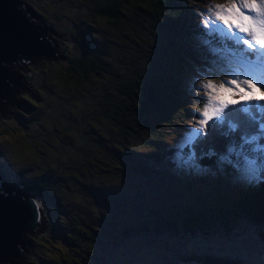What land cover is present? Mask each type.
<instances>
[{"label": "trees", "instance_id": "16d2710c", "mask_svg": "<svg viewBox=\"0 0 264 264\" xmlns=\"http://www.w3.org/2000/svg\"><path fill=\"white\" fill-rule=\"evenodd\" d=\"M20 1L26 4V9L33 10L30 4H34L31 2L34 0ZM72 1L78 7L74 17L73 14H67L69 12L67 6L73 4L72 2L66 5L61 2L60 6H55L54 10L61 16L60 18L50 11L51 17H54L60 25V20L63 21V16L67 14L62 27L56 25L57 27L53 28L61 32L65 38L63 47L56 44L59 49L58 56L37 59L32 63L33 65H24L23 70L19 69V73L18 69L14 68L27 87L33 82L35 92L32 95L36 98L27 97L33 102H39L44 110L52 113L61 111L68 113L64 121L66 135L61 142L64 146L67 144L75 146L77 154L69 160L79 167L92 173H98L97 170L102 171L105 167L118 179V184H121L122 179H126L125 176H130L133 171L155 173V175L159 172L158 175L163 176L164 180L170 175L180 180V183H167L168 189L165 191L172 190L173 194L178 193L176 201L184 197L188 198V202H185L179 211L172 210L165 214L162 212L157 215L153 209L145 207L147 213H153L154 216L147 220L137 218V223H129L131 228L125 226L127 229L124 230V236L122 235V244L127 241V244L136 247L139 240L144 243L149 242L146 246L156 249L152 250L156 251L153 264H173V262L264 264V255L256 256V251L252 250V243L243 238L240 241L238 237V241L236 240V234L239 233L238 225L242 226L244 221L248 222L249 229L257 233L264 228V179L261 181V187L255 188L251 184L250 190L241 194L234 184L228 183L234 172H238L237 164L241 162L239 155L229 153V146L235 145L238 149L243 131L252 130L242 128L236 133L229 134L228 125L225 123L215 128L207 127L201 133V138L190 147L185 146L180 150L173 146L167 148L162 144L164 138L170 136L178 139L176 143L185 141L192 130L200 129L201 125L198 121L204 119L201 112L208 99L207 89L200 85L202 74L199 70L205 66L201 60L205 58L207 61H213L215 63L213 69L216 70L218 68L216 64L225 57L223 52L213 51L217 48L215 41L210 44L204 42L211 39L206 36V29L202 23L205 18L201 7L198 6L204 5V0ZM232 4L233 2H230L227 8ZM207 9L209 10V7ZM137 14L143 16L140 21L136 18ZM91 22L106 23L108 29L106 31L98 29V26ZM158 37L163 43L158 45L152 43ZM155 45L162 49L152 48ZM201 50L205 52L201 53ZM215 54H219L216 60L213 58ZM62 56L66 58L65 61L60 60ZM43 59L57 64L43 67L42 72H33L32 68L38 67ZM222 69L218 68L217 73L209 74L215 77L212 81L218 88L221 81L230 78L221 72ZM28 70L29 74H27ZM185 71L190 73L188 78L183 74ZM191 73L196 75L193 79ZM185 79H189L193 89L185 88L183 84ZM197 80L199 87L196 85ZM103 84L105 86H102ZM232 87L238 96L243 94L235 85ZM244 87L246 91H255L247 85ZM57 88H60L64 95L73 94L82 98H91L90 105H86L91 113L83 114L80 122L75 125L78 128L76 131L69 123L77 119L75 114L50 101L45 105V99ZM223 96L226 98V94ZM238 99L239 97L236 100ZM193 100L194 105L191 103ZM5 101L9 103L7 99ZM232 107L229 105V108ZM234 107L238 108L239 105ZM225 112H228V109H225ZM228 119L238 120L239 115L233 112ZM211 123L212 121H209V124ZM149 145L152 146V150L148 153L139 149ZM112 149L118 155L117 159L103 155L104 151ZM193 155L194 159L190 160L189 157ZM174 156L177 161L173 160ZM183 156L186 161L180 163ZM232 160H235L234 163ZM67 167L72 166L68 163ZM0 170L9 191L24 197L28 194L46 197L48 201L56 203V205L53 203L56 208H63L64 214L58 212L57 216L64 215L68 221L65 225H73L72 229H64L60 226L64 230L68 245V250H64L66 257L61 246L58 245L61 244L60 237L57 239L59 243L54 248L58 256L57 261L62 260L63 264H68V259L72 261L73 255L70 251L73 254L75 251L82 253L87 246L90 252L85 251L89 252V256L97 254L98 251L101 256L103 248L100 247V236L110 240L108 238L110 231L107 232L106 229L111 228L116 233L118 230L115 228L123 225L120 224L124 222L123 219L112 223L110 220L106 221L108 227L100 225V221L93 220L95 231L99 235L91 238L83 228L84 223L75 217L76 204L74 200L69 199L70 192H63L61 198L54 197L51 194L53 185L51 182L47 183L48 178L42 177H34L28 187H21L9 182L3 175L2 169ZM27 171L22 169L19 174H25ZM263 174L264 171L261 172V176ZM181 179H185V183H182ZM220 180L226 182L221 190L212 183ZM19 187L26 191L23 192ZM109 192L116 196L122 193L115 189L104 190L98 196L99 201L101 202V195H106L107 200ZM123 193H127L130 199L135 198L132 190H123ZM66 196L70 201L64 198ZM138 197L144 199L141 195ZM172 200L169 199L170 202ZM218 224L220 229L216 228ZM86 226L90 227V224ZM222 227H228L229 236L233 235V241L243 247L241 253L232 249L225 251L224 247L208 243L212 236H217L216 234L219 235V239L224 238V232L220 231ZM145 235L151 238L147 239ZM251 244L252 247L248 248ZM262 247L264 245L261 242L260 248ZM177 248L178 254L175 253ZM166 249L169 253H166ZM171 254L175 255L176 259L170 261ZM92 260L88 258L87 261L92 262ZM57 261L55 264H58ZM23 262L22 259L20 264Z\"/></svg>", "mask_w": 264, "mask_h": 264}, {"label": "rangeland", "instance_id": "374dc122", "mask_svg": "<svg viewBox=\"0 0 264 264\" xmlns=\"http://www.w3.org/2000/svg\"><path fill=\"white\" fill-rule=\"evenodd\" d=\"M59 1L60 0L31 1L34 4H30V6H33V12L36 14L35 18L31 16V20L51 29L53 32L49 30L48 33L55 39V42L59 47H63V41L65 39L64 35L59 31H55L53 28L57 27L56 25L61 28L63 21H65V16L67 14H73L74 17L75 13L77 12L76 10H78V7H76L75 3L72 0H62L61 2L64 3L63 5H66L70 2H72L73 4L67 6L69 7V12H67V14L63 16V21L60 20V25L58 24L59 22L54 17H51L50 14L51 11L54 12V16L59 18L61 17L60 15L56 14L57 12L54 10L55 6H60L61 2ZM203 2L204 5L198 6L201 7V11H203V17L205 18V13H207L208 11L207 7L215 8L219 5L227 8L229 7L228 4L230 2H233V0H204ZM236 2L241 3L242 0H236ZM142 17L143 16L139 14H137L136 16L139 21L142 19ZM92 24L96 25V27L98 26V29H103L104 31L108 29L106 23L93 22ZM152 43H157L158 45L160 43H163V40H159L158 37V39L152 41ZM157 45L152 46V48L156 47ZM216 47L219 48L220 45L217 44ZM156 48L158 50L162 49L161 47ZM202 52H205V50H201V53ZM224 54L225 56L227 55V53ZM218 56L219 54H215V56L213 57L215 58L214 60H216ZM60 60L65 61L66 58L62 56ZM205 60V58H202L201 61L205 66H202L204 68H200L199 70V72L202 74L201 81H214L215 77L209 74L217 73L218 68H223L221 72L225 73L224 69L227 68V62L225 59H223V61H219L216 64L218 67H215L217 68L216 70L213 69L215 64L213 63V61ZM33 62L26 64V66L31 65ZM35 64H37V62ZM50 64L56 66L57 63L52 62L51 60L49 61L48 59H43L41 61V64L38 67H33L32 70L33 72H40L43 67L45 68ZM208 66L211 68H209ZM12 67L13 69H18V73L20 72L19 69H22L18 68L17 65H12ZM29 73L30 71L28 70L27 74ZM183 74L186 75L187 78L190 75V73L186 71L183 72ZM194 76L196 75L191 73V79H193ZM196 82L198 83L196 84L198 86L199 81L197 80ZM183 84L186 86L185 88L193 89L189 83V79H185ZM102 86H105V84H103ZM216 88L219 89L218 87ZM208 91L209 90H207V92ZM34 92L35 89L32 82L25 90H20L15 96L16 100L21 102L22 104L19 107L10 106L12 112L10 118H5L0 113V169H2V171L4 172L3 175L6 176L9 182L17 184L21 187H28L30 185V180H32V178L34 177H42L43 179L48 178L47 183L51 182L54 187V189L51 190V194L54 197L56 196L61 198V194H63V192H70L71 195L69 199L72 201L74 200L76 204V206H74L75 217L80 222L84 223L83 228L85 229L86 234L91 238H95L97 235H99L98 232L95 231L96 228L92 223L93 220H95L96 222L100 221L99 224L106 227H108L106 221L108 222L110 220V223H112L113 221L122 219L124 220V222L120 223L123 224L120 225L121 227L118 226L116 227L117 229L115 228V230H118V232L115 233V231L111 228L106 229L107 232L110 231V235H108V238L110 240H105V238H102L100 236V247L103 248V253L101 254V256L100 251H98V253L93 256H89L90 250L87 246L85 250L89 252L83 250L82 253L81 251H75L73 254L72 251H70V254L73 255V259L72 261L68 259V264H84V262H86L88 258L93 260L92 262L87 261L86 264H153L154 259H156V255L154 254L156 251H152L154 249L153 247L146 246L149 242L144 243L139 240V244L136 247H134V245L127 244V241L122 244L123 236L125 233L124 230L127 228H131L129 223H135L137 218L147 220L150 219V217L154 216L152 215L153 213H147V209L145 208L147 206L153 209L154 213L156 212L157 215L161 214L162 212L165 214L168 213V211L170 212L172 210L179 211V209L183 207V204H185V202H188V198L184 197L185 199L182 198L179 201H176L178 193L173 194L172 190L170 192H166L165 190L168 189L166 187L167 183L171 182L172 184H179L180 180H178L177 178L174 179V177L170 175L167 176L168 179L164 180L163 176L161 177V175H158L159 172H156L155 175V173H139L133 171L130 173V176H125L127 180L122 179L121 184H118V179H116L113 173H110L109 170L107 171L105 167L102 171L97 170L98 173H92V171L87 172L88 170L79 167L77 164L73 163V161L69 160L72 156H75L77 154L75 146H73L72 144H67L64 146L61 142L63 136L66 135V123L64 121L68 116V113L64 111H61L60 113H52L50 111L44 110L39 102H37V104L36 102H33L31 100L32 98H36L34 95H32ZM200 92L202 91L200 90ZM200 92H198L199 95ZM213 95H217V93H213ZM221 95L225 100H229V98L236 100L237 97H239L238 100H240V96L226 94L225 98L222 93ZM255 95L256 97L260 98L259 91ZM27 96H29L31 99ZM67 99H69V101ZM194 100L191 101L193 105L195 103ZM45 101V105L49 104L50 101L57 104L58 106L65 107L70 111V113L75 114L77 116V119L69 122L71 123V126H74L75 131L78 129L75 125L80 122L83 114L87 115L91 113L89 107H86L87 104L90 105L91 98H82V96L80 95L74 96L73 94L64 95V92H62L60 88H57L54 93H52L48 98L45 99ZM36 104L38 107H36ZM177 141L178 139L170 136L168 138H164L162 144L167 148L173 146L181 150L180 146L184 143V141L176 143ZM139 149H141L142 152L148 153L152 150V146L149 145L145 147H139ZM103 155H108L110 159L118 158V155L113 149L111 151H104ZM235 155L238 154L235 153ZM173 160L177 161L178 159H176V157L174 156ZM229 160L231 159L229 158ZM185 161V156L181 157L180 163ZM234 161L235 160H232V163H234ZM68 163H70V166H72L71 168L67 167ZM240 163L237 164L239 171L234 172L233 177L231 179H228V183L230 185L234 184V186L239 190V193L241 194L242 192L247 191V188L250 186V183H252V181L242 178ZM22 169H27V173L20 175L19 172ZM147 171L148 170H146V172ZM173 172L175 173L174 170ZM164 174L166 173L164 172ZM262 176H264V174ZM257 180L258 181L256 183H260L259 181H261L262 179ZM181 181H183L182 183H185V179H181ZM6 183L7 182L5 181L2 184L6 186ZM212 183L218 186V188H220L221 190L226 182L220 180L213 181ZM103 185H105V188H103ZM259 187L261 186L259 185ZM20 189L23 192L26 191L23 188ZM112 189L122 192L121 195L116 196L115 194L109 192L107 200L105 198L106 195H101L100 202L98 199V196H100L99 194L104 190L111 191ZM123 190H132L135 198L130 199L127 193H123ZM144 191L148 192V194H146ZM257 191L258 190H255V192ZM142 192H144V194ZM138 195L143 196L144 199H140ZM31 196L38 195L29 194V197ZM64 198L70 201L67 196ZM170 198L173 199L171 202L169 201ZM40 199L43 205L41 226L36 231L32 232L31 235L27 236V247L26 250L23 251L24 262L22 264H55L58 256L56 255V250L54 248L59 243V241L57 240L59 237V239L61 240V244L58 245L61 246L64 257H66V252H64V250H68V245L65 241L64 230L61 228L63 227L64 229H72L73 225L66 226L65 224L68 221L64 218V215L57 216L56 213L58 212L60 214H64L65 211L62 207L56 208V203L51 202V200L48 201L46 197L40 196ZM54 208L56 209L55 211ZM125 223H127L128 225H126ZM89 224L90 227H87L86 225ZM60 226L62 227L60 228ZM219 227L220 225L218 224L216 228ZM227 229L228 227H222V229L220 230L224 232V238L219 239V235L216 234L217 236H212L208 243L210 242L211 244H213V246L217 245L218 247H224L223 249H225V251H230L232 249L235 252L241 253L243 247L233 241V235L229 236L230 231ZM247 229L249 232L243 233L246 237L242 238L244 240L248 239L250 243L253 244L252 250L256 251V256H263L264 247L260 248V245L261 242L264 245V238L261 239L258 233L261 235L264 231V228L260 229V232L258 233L251 228ZM115 234L117 236H114ZM261 236L264 237V235ZM146 237L147 239L151 238L150 236L149 238L148 236ZM258 238L259 241H257ZM144 239L146 238L144 237ZM244 243L247 244L248 242L244 241ZM252 244L248 246V248H251ZM51 245H53V247H51ZM189 245H191V243H189ZM90 246H92V244ZM173 250H175V248ZM166 253H169L167 249ZM175 253L178 254V248L176 249ZM70 254H67V256L71 257ZM171 259H176L175 255L171 254L170 261ZM179 259L178 261H180ZM60 261L61 262L57 261V263L63 264L62 260ZM182 263L188 264L186 262H181L180 264ZM6 264L15 263L7 262ZM173 264H175V262H173Z\"/></svg>", "mask_w": 264, "mask_h": 264}, {"label": "snow or ice", "instance_id": "6c2138e0", "mask_svg": "<svg viewBox=\"0 0 264 264\" xmlns=\"http://www.w3.org/2000/svg\"><path fill=\"white\" fill-rule=\"evenodd\" d=\"M206 36V44L215 41L219 48L217 53H227L225 74L230 78L221 81L219 89L212 80L201 81L202 87L209 90L199 120L200 129L192 130L184 143L180 146L190 147L207 127L227 123L228 133H236L242 128L252 131H243L241 143L238 146H229V153H237L241 159L240 171L242 178L249 181L264 179V0H242L237 3L233 0L232 7H210L202 21ZM258 45V47H257ZM239 88L240 100L222 98V94L237 95L232 87ZM244 85L260 92V99L255 92L246 91ZM217 93V95H213ZM232 105V108H229ZM239 105L238 108L234 107ZM228 109V112H225ZM199 111V109H198ZM239 115L238 120L228 119L231 113ZM209 121H212L209 124ZM194 159V155L189 157Z\"/></svg>", "mask_w": 264, "mask_h": 264}, {"label": "water", "instance_id": "95a60500", "mask_svg": "<svg viewBox=\"0 0 264 264\" xmlns=\"http://www.w3.org/2000/svg\"><path fill=\"white\" fill-rule=\"evenodd\" d=\"M25 5L0 0V113L5 118L12 115L10 106H21L15 95L27 88L10 63L22 68L35 59L59 54L55 39L48 33L52 30L31 20L36 14ZM41 206L32 197L9 191L0 178V264L21 262L27 236L40 223Z\"/></svg>", "mask_w": 264, "mask_h": 264}, {"label": "clouds", "instance_id": "9594fccd", "mask_svg": "<svg viewBox=\"0 0 264 264\" xmlns=\"http://www.w3.org/2000/svg\"><path fill=\"white\" fill-rule=\"evenodd\" d=\"M17 1H19V2H21L20 0H17ZM257 47H258V45H257ZM34 61V60H33ZM33 61H31V62H33ZM31 62H28L27 64H29V63H31ZM263 91H264V89H262ZM251 92H255V94L258 92V91H251ZM236 96H238V95H236ZM258 99H260L259 97H257ZM239 101V100H238ZM261 102H264V100H261ZM241 164V163H240ZM238 171H239V168H238ZM0 174H2V172H0ZM2 176V175H1ZM233 177V176H232ZM231 177V178H232ZM3 179H4V177H3ZM263 180V179H262ZM261 180V181H262ZM5 181V180H4ZM255 181V182H254ZM258 180H252V183H250V185L251 184H253L254 186H255V188L257 187V186H259V185H262L261 184V181H259L260 183H256ZM3 185V184H2ZM4 186V185H3ZM253 189V188H252ZM251 189V190H252ZM250 190V186L247 188V191H249ZM26 198L27 197H29V194L27 195V196H25ZM34 200H38L40 203H42V201H41V199H40V196H31ZM43 206V205H42ZM42 206H41V209H42ZM41 222H42V216H41V218H40V223H39V225H38V227H37V229H39V227L41 226ZM245 227H247V228H249V224H248V222H246V221H244V224L242 225V226H240L239 227V225H238V229H239V233L238 234H236V240L238 241V239H237V237L240 239V241H241V238L242 237H246L243 233H245V232H249L248 231V229L247 228H245ZM258 240H259V238H258ZM246 241H248V242H250L248 239H246ZM23 259V257L21 258V260ZM18 264H20V263H18Z\"/></svg>", "mask_w": 264, "mask_h": 264}, {"label": "bare ground", "instance_id": "6f19581e", "mask_svg": "<svg viewBox=\"0 0 264 264\" xmlns=\"http://www.w3.org/2000/svg\"><path fill=\"white\" fill-rule=\"evenodd\" d=\"M41 213H42V209H41ZM258 235H259V237H260L261 239L264 238V237L261 236V235H264V233L261 234V235L258 233Z\"/></svg>", "mask_w": 264, "mask_h": 264}]
</instances>
